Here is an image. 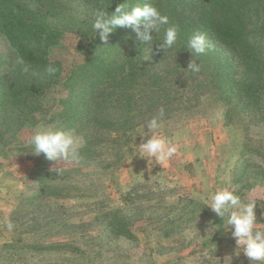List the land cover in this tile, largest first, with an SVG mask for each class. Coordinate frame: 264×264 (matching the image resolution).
Segmentation results:
<instances>
[{"label":"rangeland","instance_id":"374dc122","mask_svg":"<svg viewBox=\"0 0 264 264\" xmlns=\"http://www.w3.org/2000/svg\"><path fill=\"white\" fill-rule=\"evenodd\" d=\"M17 1L61 32L44 49L63 71L43 89L36 69L17 66L19 53L0 28V264H224L228 256L230 264H249L242 251L235 254L236 241L223 228L227 216L223 222L206 207L226 187L243 202L256 198V222L264 224V89L249 108L229 103L200 57L201 70H187L194 57L179 47V34L172 49L157 50L165 25L151 45L139 46L136 37L133 46L141 69L160 78L140 98L144 111L130 117L132 127L106 129L91 116L73 122L70 110L62 115V100L82 94L85 84L106 92L95 114L114 122L127 115L120 108L121 101L128 103L124 96L145 89L143 80L121 89L106 76L121 65L116 52L129 39L127 31H134L120 27L110 37L114 43L107 40L91 54L81 34L93 24L100 0ZM145 2L161 12L168 3L135 5ZM184 3L188 10V0L178 8ZM92 56L97 67L79 74ZM27 83L38 92L24 101ZM12 84L21 90L8 106L1 95ZM153 117L161 127L147 133ZM40 124L72 133L80 141L79 160L55 162L31 153L28 140ZM146 133L170 141L175 154L161 164L137 154L139 135Z\"/></svg>","mask_w":264,"mask_h":264},{"label":"trees","instance_id":"16d2710c","mask_svg":"<svg viewBox=\"0 0 264 264\" xmlns=\"http://www.w3.org/2000/svg\"><path fill=\"white\" fill-rule=\"evenodd\" d=\"M166 1L167 8L165 7L166 9L161 13L169 16V23L178 27V34L182 40L179 44L181 49L187 48L189 38L197 31L204 33L210 41L212 48L201 55L200 59L205 66L213 68L212 77L215 86L220 89L224 99L229 103L235 100L236 104L244 108H249L251 103L256 104L261 90L264 89V0H188V10L185 7L187 3H184L182 9L178 8L180 0ZM124 2L126 0H100L101 4L95 13L99 10L113 12L118 4ZM136 2L137 0H127L129 6H135ZM25 7V3L17 0H0V28L11 38V44L19 53L17 66L36 69L43 89L46 86L50 88L61 77L63 66L60 61L51 60L44 48L53 43H51L53 38L60 37L61 32L56 31L58 29L53 24L46 23V19L28 15ZM119 28L120 26L109 34V42H115L116 38L110 39V37ZM86 32L83 31L81 36L85 43L90 42L89 51L93 54L104 41L100 39L99 32L94 36L92 25ZM126 36L129 39L126 42L121 41L120 50L116 52L123 58L121 65H118L112 73L104 72L101 78H104L105 74L108 75L109 84L121 89L127 84L129 88L135 87L141 83V80L147 83L141 94L124 96L128 101L127 104L120 102V108L124 109L127 115H122L115 122L104 121L98 113L95 114V105L98 107L100 102H103V100L99 101V98L106 92L89 91L87 84L82 94L76 92L62 100V115L70 110L69 120L73 122L91 116L90 121L95 119L106 129L117 128L127 132V129L132 127L131 118L138 117L144 111L140 98L149 94L154 88V82L160 77L154 79L152 75H147L141 69L133 47L136 34L129 30ZM138 44L140 46L144 42L139 40ZM97 65L92 56L79 74L88 76L89 70H93ZM49 66L55 68V72L46 71ZM87 66L89 68H86ZM74 76L72 75L73 78ZM35 89L34 83L24 85V101L38 92L32 93ZM15 90L20 94L21 87L12 84L11 90L4 88L1 103L13 105L16 99ZM122 94L128 93L122 92ZM129 235L133 234L129 233Z\"/></svg>","mask_w":264,"mask_h":264},{"label":"clouds","instance_id":"9594fccd","mask_svg":"<svg viewBox=\"0 0 264 264\" xmlns=\"http://www.w3.org/2000/svg\"><path fill=\"white\" fill-rule=\"evenodd\" d=\"M165 25L167 27L164 29L162 40L154 44L157 50H163L165 53L166 50L172 49L176 45L179 29L176 25L170 24L169 17L162 14L153 3L145 2L129 6L126 0V2L118 4L113 12L99 10L95 13L92 30L94 36L99 32L100 39L107 42L109 34L118 26L131 27L137 39L151 45L161 27ZM153 32L155 35H152ZM186 47L194 57L189 61L187 70L198 73L201 70V65L197 63V59L206 54L212 45L204 33L197 31L189 38ZM55 70L51 66L46 69L49 73H53ZM160 127L159 118L153 117L147 124V133H155ZM147 133L139 135L143 138V142L136 146L139 150L137 154L158 164L169 160L175 154L176 148L171 145L170 141L154 134L147 136ZM28 144L31 146V153L44 154L49 161L79 160L80 141L72 133L54 126L38 125L28 140ZM56 171L59 174V168ZM256 206V198L250 197L247 202H243L238 195L225 187L210 196L206 208L216 216L223 218V222L227 216L223 228L230 232L235 239V254L237 256L242 251L249 264H254V262L255 264H264V228L258 227V225L264 224L256 222ZM5 227L11 231L14 226L11 222H7ZM230 262L231 257H225L224 264H230Z\"/></svg>","mask_w":264,"mask_h":264}]
</instances>
